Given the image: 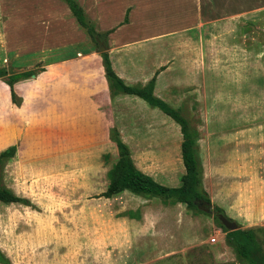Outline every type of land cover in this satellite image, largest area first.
<instances>
[{
	"label": "rangeland",
	"instance_id": "obj_1",
	"mask_svg": "<svg viewBox=\"0 0 264 264\" xmlns=\"http://www.w3.org/2000/svg\"><path fill=\"white\" fill-rule=\"evenodd\" d=\"M28 1L0 0V66L13 72L47 70L45 58L64 54L63 46L69 43L87 41L80 27L68 23L71 15L63 16L62 21L51 20L52 11L57 9L54 2L49 4L53 0L40 1L45 4V21L40 23L30 18L39 4L29 13L22 11ZM63 3L61 10L65 8ZM231 9L204 15V21L216 20L202 28L136 41L139 43L132 46H115L121 44L114 40L116 30L103 38L105 51L115 63H121L126 53L151 61L160 56L174 60L177 70L164 75L174 86L163 88L167 81L162 80L159 93L188 118L196 134L202 186L211 199L213 213L208 211L210 207H205L207 213H196L184 203L144 198L130 191L125 192L132 195H116L114 203L106 205L102 193L109 184L108 171L118 159L116 146L102 137L101 127H95L96 136L89 139L91 128L81 118L76 121L77 112L63 109L62 98L55 91L70 85L72 79L84 81L83 62L87 56L83 48L63 55L70 59L80 52L78 61L70 59L57 65V73H53V66L42 81L44 70L19 83L16 101L25 98L23 107L18 102H13L17 106L10 104L9 89L0 78V152L17 146L16 155L4 167L3 182L31 202H0V249L11 264H250L228 242L227 232L215 217L216 206L239 228L255 231L264 255V210L256 215L247 207L250 199L239 200L237 194L226 200L221 193L227 177L221 176V168L230 173L236 165L237 193L264 188V184L249 181L254 169L261 173L258 178L264 179V0H236V7L234 4ZM240 10L247 12L236 13ZM88 15L103 32L98 18ZM148 35L135 32L129 40L135 42ZM91 45L96 57L91 61L92 69L104 68L102 51L96 42ZM59 47L63 50L57 51ZM29 54L31 58H27ZM184 56H202L205 60L200 74L193 79L184 72ZM32 58L31 65H19L20 60ZM143 65L153 66L146 60ZM164 67L167 65L159 71ZM114 97L111 92L110 98ZM69 98L70 94L66 103L73 100ZM138 98L145 105L124 101V106L134 105L142 117L135 131L128 122L124 126L126 119L114 122L113 127L124 129L133 138L129 145L139 168L162 184L178 186L185 173L180 125L158 107ZM91 200L95 201V216L85 213L91 209ZM118 201L126 205L128 216L132 212L138 218L142 205L153 207L159 215L154 229L138 231L140 225L131 223L128 238H122L120 224L107 215L109 210L112 215L123 214Z\"/></svg>",
	"mask_w": 264,
	"mask_h": 264
},
{
	"label": "crops",
	"instance_id": "obj_2",
	"mask_svg": "<svg viewBox=\"0 0 264 264\" xmlns=\"http://www.w3.org/2000/svg\"><path fill=\"white\" fill-rule=\"evenodd\" d=\"M41 0H29L26 5L23 4V12L29 13L32 9H34V5L39 4V8L37 11H34L33 15L30 16V18H34L35 22L40 23V21L44 20V13L43 8L45 4ZM64 1V0H63ZM229 1L228 3H226ZM234 1V2H233ZM50 5L54 2L56 5V8L54 11H52L51 14V20L60 21L63 16L68 15L69 24L78 26L85 32V30L78 24L76 18L73 16L71 9L69 8L68 4L64 1L63 2H57V0L50 1ZM81 5L86 10L87 14H93L98 18L101 29L103 31H108L111 29H114L117 31L114 34V40L116 39L117 43L118 41H121L120 46L115 45L117 47H126V46H132L136 43L145 41V40H155L160 37L169 36L179 30H191L196 28H202L205 23L213 22L216 19H212L209 21H204V15L207 14H216V13H222L227 12L226 10H232L231 8L234 6L236 7V0H79ZM60 3H63L64 6H62L64 9H60ZM233 4L232 6H230ZM245 11H237L236 13H244ZM14 13V12H13ZM129 13V22L122 24V22L125 19L126 14ZM59 17V18H58ZM177 20L178 23H174V21ZM62 21V20H61ZM60 23V22H59ZM67 23V22H66ZM117 24L120 26L117 27ZM163 25V27H161ZM202 25V26H201ZM124 31V32H123ZM135 32H144L149 34L145 38L141 39H135L134 41L129 40ZM87 36V41H80L75 43H69L64 47V54L55 55V57L51 56L50 59H44V62L46 63V69L44 70L43 75H47L53 69L52 67L55 66V69L53 70V73L56 72V66L62 63H67L70 59L73 61H78L80 52L78 50V53L76 56L71 57L70 59L63 58V55L66 54H72L75 53L73 50L77 52V49L83 48L82 50L86 51L87 61L83 62L85 63L84 73L82 74L84 76L83 80L80 79L77 80H70V85L65 86L63 89H57L56 92L60 94L62 98L61 105L63 106V109L65 108L68 111L71 112H77L76 115H74V118L78 122L79 119L85 121L86 127L91 128V134L90 136L92 139L96 135L95 132L98 131L96 128L102 129V137L106 141H112L110 139V129L113 127L114 122L121 121L122 119H126L125 125L132 127V129L135 131L134 127L138 125L142 117L139 115V110L136 109L134 105L124 106V103L126 100H129L130 102H136L141 101L138 96L130 95V94H117L114 95V99L110 98L111 90L109 87L108 80L105 75V70L103 67L100 66L98 70H93V66L90 65L92 62L96 60L95 56L93 55L94 47L91 45L93 43V40L91 37L85 32ZM129 40V41H126ZM139 41V42H136ZM134 42V43H132ZM112 45V47H115ZM78 47V48H77ZM57 51H62L61 47L56 48ZM55 49V50H56ZM55 50H51L54 52ZM51 52V53H52ZM32 54V53H31ZM30 56H26L27 58H31ZM83 55V54H82ZM60 56V57H59ZM97 57H100L98 55ZM49 58V57H48ZM60 58V59H59ZM123 60L121 63H115L112 59L113 67L116 71V73L123 78V80L129 84V85H145L147 84L154 76H156V82H155V88L154 93L157 96H161L160 91V85L163 84L161 81L166 80L167 82L163 84V88L167 87L168 85L174 86V82L171 80L168 82V77L166 78L164 75L168 72H174L177 70V67L174 66V60L165 58L163 56L158 57L157 59L151 61L150 58H142L140 56H136L133 54L126 53L123 55ZM90 59V60H89ZM154 59V58H153ZM41 59L40 61H42ZM144 60L146 62H151L153 66H150L149 68H145L143 65ZM182 63L184 64L183 68L185 69L184 72L188 74L189 79H193L197 73L200 74V69H203V64H205V60L202 56H184L181 59ZM33 62V58L28 60H20L19 65L28 66L31 65ZM89 63V66H88ZM202 64V65H201ZM167 65V67H164L161 71H159L163 66ZM3 67V66H2ZM60 71L62 70L59 68ZM179 69V68H178ZM40 74V77H41ZM44 79L41 78V81ZM29 79L18 81L15 84V89H17L19 83L26 81ZM3 82V81H2ZM7 88L10 92V104L13 103L12 97H11V90L10 86L4 82ZM170 83V84H169ZM170 86V87H171ZM69 88V92L67 90ZM68 94H70L69 103H66L68 100ZM162 98V96H161ZM60 99V98H59ZM125 101V102H124ZM114 102V103H113ZM142 102V101H141ZM139 103V102H138ZM143 103V102H142ZM141 103V104H142ZM113 104H116V106H113ZM144 104V103H143ZM25 105V98L22 99V104L20 107H23ZM145 105V104H144ZM17 106V105H15ZM123 109V111H122ZM113 113V119L111 118V114ZM83 112H86V115H82ZM73 114V113H72ZM90 114V115H89ZM71 120L72 117L69 116ZM83 117V118H82ZM69 119V118H68ZM128 120V121H127ZM177 123V122H176ZM78 124V123H77ZM96 127V128H95ZM124 128V127H123ZM119 132L121 134L122 139L129 145L130 140L133 141V138H130L125 133L124 129L119 128ZM135 134L136 132H132ZM135 140V139H134ZM112 143H114L112 141ZM117 149L116 143H114ZM130 147V145H129ZM131 149V147H130ZM132 152V149H131ZM216 154V153H215ZM133 156V155H132ZM223 156V155H222ZM236 159L237 157H232V159ZM13 159V158H11ZM10 159V160H11ZM218 166V165H217ZM141 169V168H140ZM142 170V169H141ZM251 170V169H250ZM145 173L150 174L149 172L142 170ZM233 171V172H232ZM247 171V170H246ZM252 172L249 173V176H251L252 179L249 181H253L256 185L264 184V179L258 178V176L261 175V173L257 172L256 169L251 170ZM221 176H227L224 178V181L222 183V194L225 195V199H231L235 195L237 196L239 200H249L250 199V205L247 207L253 211L256 215H258L262 210H264V188L263 189H256L252 193L242 190L241 193H237V184L239 182L238 179V167L237 165L234 167V170H231L230 173L224 169V167L220 170ZM248 173V171H247ZM151 175V174H150ZM229 176V177H228ZM230 178V179H226ZM248 181V179H246ZM245 188V186L243 187ZM125 195L129 194L125 191L118 193L116 195ZM115 195V196H116ZM132 195V194H129ZM229 195V196H228ZM134 196V195H133ZM114 197V196H113ZM113 197H106L104 199L106 205L114 203ZM137 197V196H135ZM143 197V196H142ZM140 197V198H142ZM121 208H119L120 213L123 212L122 215L116 216L112 215V210H109L107 213L108 219L112 221H117L116 223L120 224L121 226V236L122 238H128V232L130 230L131 223H134L136 227L140 225V231H150L154 229L155 223H157L159 215L157 214V211L155 209H152L149 204L142 205V215L140 218L138 217H130L127 215V207L124 204V206H121V201H118ZM88 205L91 209L87 210L85 213L86 215L92 214L95 216V210H94V200H91ZM4 204V203H3ZM13 204V203H12ZM222 207H225L222 203H216ZM133 208V207H131ZM255 210V211H254ZM233 212V210H231ZM126 212V213H125ZM258 212V213H257ZM125 213V214H124ZM254 214V215H255ZM129 228V230H128Z\"/></svg>",
	"mask_w": 264,
	"mask_h": 264
},
{
	"label": "trees",
	"instance_id": "obj_3",
	"mask_svg": "<svg viewBox=\"0 0 264 264\" xmlns=\"http://www.w3.org/2000/svg\"><path fill=\"white\" fill-rule=\"evenodd\" d=\"M64 1L68 4L78 24L97 44L99 39H105L107 35L114 31V29L103 32L99 31L95 21L89 17L79 0ZM128 22L129 13L126 14L122 24ZM101 56L105 75L113 95L130 94L138 96L147 101L151 106L161 109L180 125L183 135V141L181 143L182 159L185 166V173L181 177L180 185L169 186L160 183L152 175L145 173L136 165L129 145L122 139L119 130L113 127L110 129V139L117 145L118 159L108 171L109 184L107 189L102 193V196L109 198L123 191H130L144 198H163L170 202L184 203L196 213H207L205 207H211L212 204L208 193L202 186V167L196 149V134L192 131L188 118L178 108L172 106L154 93L156 76L145 85H129L116 73L109 53L107 51L101 52ZM44 69L33 68L23 72H13L9 71L7 67L0 66V78L10 86L13 102L22 104V99L16 101L17 93L15 84L18 81L31 78L38 71ZM16 153L17 146L14 144L0 152V202L4 204L19 203L31 205L29 199L19 196L3 182L4 167L7 161L13 158ZM109 155L106 154L105 157H109ZM215 210L224 212L222 208L217 206ZM128 213L131 214H129L130 217H136L134 213ZM215 217L220 223V226L227 232V240L235 247L239 256L247 260L250 264H264L262 248L253 229L238 228L231 231L222 225L217 215ZM10 262V258L0 249V263L11 264Z\"/></svg>",
	"mask_w": 264,
	"mask_h": 264
},
{
	"label": "water",
	"instance_id": "obj_4",
	"mask_svg": "<svg viewBox=\"0 0 264 264\" xmlns=\"http://www.w3.org/2000/svg\"><path fill=\"white\" fill-rule=\"evenodd\" d=\"M98 44H99L100 50L104 52L106 50V45L104 44V41L99 39ZM208 211L210 213H213L214 212L213 207H210ZM215 214L217 215L220 222L226 229L233 231L239 228V224L236 221L230 219L224 212H218Z\"/></svg>",
	"mask_w": 264,
	"mask_h": 264
},
{
	"label": "built area",
	"instance_id": "obj_5",
	"mask_svg": "<svg viewBox=\"0 0 264 264\" xmlns=\"http://www.w3.org/2000/svg\"><path fill=\"white\" fill-rule=\"evenodd\" d=\"M215 241V240H214Z\"/></svg>",
	"mask_w": 264,
	"mask_h": 264
}]
</instances>
